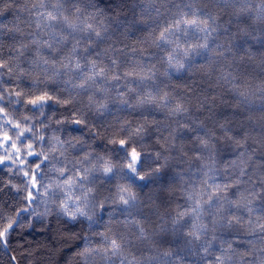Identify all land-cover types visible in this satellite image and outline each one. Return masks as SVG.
Segmentation results:
<instances>
[{
  "label": "clouds",
  "instance_id": "9594fccd",
  "mask_svg": "<svg viewBox=\"0 0 264 264\" xmlns=\"http://www.w3.org/2000/svg\"><path fill=\"white\" fill-rule=\"evenodd\" d=\"M0 117V264H264V0H0Z\"/></svg>",
  "mask_w": 264,
  "mask_h": 264
},
{
  "label": "snow or ice",
  "instance_id": "6c2138e0",
  "mask_svg": "<svg viewBox=\"0 0 264 264\" xmlns=\"http://www.w3.org/2000/svg\"><path fill=\"white\" fill-rule=\"evenodd\" d=\"M184 23L185 24H188V25H195L196 22L194 20H192V21L185 20ZM166 31H170V30H166ZM160 41H161V43H164V42L167 41V36L165 35L164 32L161 33ZM169 59L171 60V58H169ZM71 66H72V60L69 59L67 61V63L65 64V67L71 69ZM75 68L76 69H79L80 68L79 63H76ZM89 71H91L93 73V75H95L97 73L96 66L93 65L89 69ZM99 73L100 74H103L104 73V69L103 68L99 69ZM38 102L41 103V104L47 103V102H49V97H47L46 95H40V96H37L34 99H32V100L29 101V103L32 104V105H36ZM0 119H3V117H0ZM16 128L18 129L19 128V125H16ZM120 143H121V146L127 147V145H125L124 141H121ZM0 145H3L4 148L11 147L17 154H19V152H20V149L15 144H13L11 136L9 134H7V133H5L4 135L0 136ZM5 155L6 156L8 155L7 152H5ZM139 159H140V154L135 150V148H133L132 151H131V153H130V155H129V169L131 171H133V172L136 171L132 167V165L134 163H136ZM11 162H12L11 159L0 160V164H3V163H11ZM105 171L106 172L107 171H111L110 167H106L105 168ZM25 175H28V173H25ZM35 182H36V177L33 175L32 176V183H33V185H35ZM36 190H37L36 188L33 189V191H36ZM32 196H33V192L30 191L28 193V199H29V201H31ZM121 199H124V197H121ZM6 235H7V231L6 230L5 231H0V238L6 237Z\"/></svg>",
  "mask_w": 264,
  "mask_h": 264
},
{
  "label": "trees",
  "instance_id": "16d2710c",
  "mask_svg": "<svg viewBox=\"0 0 264 264\" xmlns=\"http://www.w3.org/2000/svg\"><path fill=\"white\" fill-rule=\"evenodd\" d=\"M138 38H139V36L130 37V39L133 41H135ZM112 39H113L114 43L111 44V47L121 48V49H123L125 47V44L121 43L116 37H113ZM128 55H129L130 59H136V57L132 53H129ZM31 160L32 159L29 160V163H31ZM6 164L11 166V164H9V163H6ZM0 177H5V178L8 177L7 168L4 165H0ZM0 186H2V185H0ZM4 192L8 193L9 196L12 195V193H9V190L7 188L4 189ZM3 198H4V193H0V199H3ZM33 223H34V221H33ZM45 231H46V229L41 228L40 226H37L35 228V232L33 233V235H29L28 233H25V239L21 240V241H17V243L21 244L25 248L28 246V244H31L33 247H39L40 250H44L43 246L48 245L50 243H54V240H51L50 238H45L44 236H40V238H39L40 244L38 245L37 239L35 238V233H43ZM25 240L27 241V243H25ZM37 254H39V252ZM13 255H15V253H13Z\"/></svg>",
  "mask_w": 264,
  "mask_h": 264
},
{
  "label": "rangeland",
  "instance_id": "374dc122",
  "mask_svg": "<svg viewBox=\"0 0 264 264\" xmlns=\"http://www.w3.org/2000/svg\"><path fill=\"white\" fill-rule=\"evenodd\" d=\"M30 159H32V158H29V160H30ZM9 164H11V163H9Z\"/></svg>",
  "mask_w": 264,
  "mask_h": 264
}]
</instances>
